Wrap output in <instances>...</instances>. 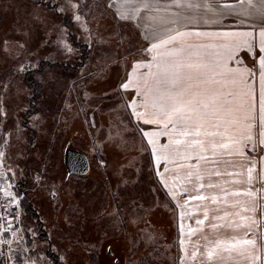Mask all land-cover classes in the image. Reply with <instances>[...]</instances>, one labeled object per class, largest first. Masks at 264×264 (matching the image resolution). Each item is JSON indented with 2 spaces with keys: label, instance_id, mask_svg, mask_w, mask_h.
Returning <instances> with one entry per match:
<instances>
[{
  "label": "rangeland",
  "instance_id": "obj_1",
  "mask_svg": "<svg viewBox=\"0 0 264 264\" xmlns=\"http://www.w3.org/2000/svg\"><path fill=\"white\" fill-rule=\"evenodd\" d=\"M126 2L137 0H0V165L18 207L10 262L181 264L187 256L192 264L193 233L203 247L223 241L212 259L203 247L195 253L197 264H244L252 246L245 240L263 245L264 255L258 71L254 139L244 142L243 155L208 153L218 163H201L203 183L215 187L201 190L187 177L188 161L157 163L143 131L162 127L137 121L125 104L135 94L121 83L148 71L140 65L152 59L145 49L154 42L143 13L122 18ZM228 23L225 31H243L236 26L243 22ZM254 51L238 52L241 67L255 62L258 69V35ZM155 139L168 143L164 135ZM67 144L87 154L86 174L67 175ZM215 171L221 175H208Z\"/></svg>",
  "mask_w": 264,
  "mask_h": 264
},
{
  "label": "snow or ice",
  "instance_id": "obj_2",
  "mask_svg": "<svg viewBox=\"0 0 264 264\" xmlns=\"http://www.w3.org/2000/svg\"><path fill=\"white\" fill-rule=\"evenodd\" d=\"M122 7L124 11L120 15L125 19L139 18L143 13L154 41L145 49L152 59L140 65L148 71L129 74L127 80L121 83V88L131 89L135 94V99L125 101L126 106L137 121L162 127L163 131H143L157 163L161 158L165 162L176 158L188 161L189 180L194 178L201 190L215 187L212 183H203L206 170L201 169V163H218L215 159L210 160L208 153L213 158L225 153L243 155L244 142L253 141V129L257 127V71L258 143L264 145V0H234L233 3L228 0H171L166 4L155 0H137L135 3L126 2ZM200 9H203L202 14H187L188 10ZM226 15L237 18L249 30H196L194 34L205 37V42L192 44L183 39L193 35V32L181 30V21L187 28L192 24H217ZM257 35L260 53L258 69L255 62L253 68L241 67L242 61L237 54L246 49L255 55ZM233 60L237 65L235 67L230 65ZM158 135L167 136L168 143L158 146L155 139ZM255 146L252 145L253 150ZM192 161H195V167ZM179 166L184 167L183 164ZM251 171L249 168V180ZM213 174L221 175L219 171L208 172V175ZM187 199L207 197L189 195ZM211 199L216 201L215 196ZM202 223L197 221V224ZM243 243L256 247L255 240ZM222 245L223 241L218 240L215 248ZM225 247L231 252L237 245ZM207 255L212 259L214 249L210 248ZM256 259L259 257L254 256L253 260Z\"/></svg>",
  "mask_w": 264,
  "mask_h": 264
},
{
  "label": "crops",
  "instance_id": "obj_3",
  "mask_svg": "<svg viewBox=\"0 0 264 264\" xmlns=\"http://www.w3.org/2000/svg\"><path fill=\"white\" fill-rule=\"evenodd\" d=\"M155 2H158V3H160V4H166V3H170L171 2V0H155ZM228 2L229 3H233L234 2V0H228ZM112 7L113 8H115V5L113 4L112 5ZM117 11H122V10H117ZM171 11H175V9H171ZM202 14L203 13V9H200V10H196V11H193V10H188V12H187V14L188 15H195V14ZM209 15H211V14H209ZM235 17H233V16H228V15H226L224 18H223V20L221 21L222 22V24L219 26V29L218 28H215L217 31H225V30H227V29H229L230 28V23H228V20L229 21H231V20H237V22H238V19L237 18H235ZM136 21H137V19H136ZM142 21H143V28H145L146 26L148 27V25H144V23H146L145 22V20L144 19H142ZM234 23V22H233ZM184 24H185V22L184 21H181V25H182V27H181V30H183V31H189V30H191L192 32H193V35H191L190 36V38H189V42L188 43H192V44H199V43H203V42H205L206 41V39H204V40H201L200 42L197 40V38H198V36H196L194 33H195V31L196 30H199V31H212V30H215L214 29V24H209V25H204V24H199V25H196V24H192V25H189L187 28H185L184 27ZM236 26H239V27H237L238 29H240V30H249L248 29V26L246 25V24H240V25H236ZM221 28V29H220ZM185 38V37H184ZM82 66L84 65V63L83 64H81ZM85 153V152H84ZM86 154V153H85ZM87 155V154H86ZM88 157V156H87ZM201 241H202V238H201V236L199 235V234H197V233H193V234H191L190 235V239H189V243L191 244V245H193L190 249H191V251H193V252H195V253H198V252H200L201 250H202V247L203 246H200V244H201ZM182 245L181 246H183V243H181ZM183 248V247H182ZM205 250H206V252H208V250L211 248V249H214V250H216L217 248H215V245H210V246H205V247H203ZM184 249V248H183ZM184 252V251H183ZM247 254H245V255H242V257H244V264H264V255H262V253L261 252H263V245H258V246H256L255 248L253 247V246H251V247H248L247 249H246V251H245ZM256 252H259V254L258 253H256ZM261 253V254H260ZM199 255L198 254H195V256H190V258L192 259V264H197L196 263V260H199V257H198ZM208 256V255H207ZM249 257V259H247L246 260V257ZM259 257V259H256V260H253V257ZM187 256H185L184 258H183V261H182V263L181 264H186V261H187ZM223 259H219L218 261H217V263L218 262H220V261H222ZM206 262H210V261H206ZM206 264H209V263H206Z\"/></svg>",
  "mask_w": 264,
  "mask_h": 264
},
{
  "label": "built area",
  "instance_id": "obj_4",
  "mask_svg": "<svg viewBox=\"0 0 264 264\" xmlns=\"http://www.w3.org/2000/svg\"><path fill=\"white\" fill-rule=\"evenodd\" d=\"M6 188V178L3 171L0 169V252L6 254L7 245L9 242V234L14 227L15 216L18 213L16 204L10 199L9 195L4 192ZM3 264H8L5 259H2Z\"/></svg>",
  "mask_w": 264,
  "mask_h": 264
},
{
  "label": "water",
  "instance_id": "obj_5",
  "mask_svg": "<svg viewBox=\"0 0 264 264\" xmlns=\"http://www.w3.org/2000/svg\"><path fill=\"white\" fill-rule=\"evenodd\" d=\"M63 162L67 175L86 174L90 168L87 155L82 150L70 147L68 144L63 149Z\"/></svg>",
  "mask_w": 264,
  "mask_h": 264
},
{
  "label": "trees",
  "instance_id": "obj_6",
  "mask_svg": "<svg viewBox=\"0 0 264 264\" xmlns=\"http://www.w3.org/2000/svg\"><path fill=\"white\" fill-rule=\"evenodd\" d=\"M13 235V234H12ZM12 235H9V242H8V247H9V245H11V243H12V241L13 240H10V238L11 237H13ZM25 245H26V243H25ZM23 246V252L24 253H26V250H25V247L26 246ZM19 247V246H18ZM18 249V248H17ZM29 250V249H28ZM8 251H9V256H10V260H8L7 262H8V264H12L10 261H11V253H10V247H9V249H7V251H6V254L4 253V252H0V261L2 260V259H5V258H8ZM0 264H3V261L2 262H0Z\"/></svg>",
  "mask_w": 264,
  "mask_h": 264
}]
</instances>
